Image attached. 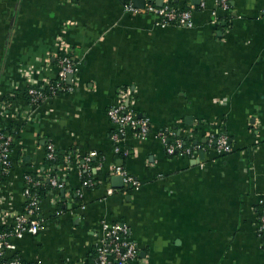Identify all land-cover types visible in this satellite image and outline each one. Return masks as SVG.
Returning <instances> with one entry per match:
<instances>
[{"label":"crops","instance_id":"obj_1","mask_svg":"<svg viewBox=\"0 0 264 264\" xmlns=\"http://www.w3.org/2000/svg\"><path fill=\"white\" fill-rule=\"evenodd\" d=\"M170 3L192 11V27L163 26L132 0H0V130L19 127L0 178V228L23 210L27 170L64 181V198L41 200L44 228L12 239L24 261L87 264L105 218L130 229L137 254L127 264H264V0H230L217 22L214 0H155ZM58 37L76 54L72 89L33 105L23 73L38 84L57 77ZM119 102L149 119L144 138L118 135L125 156L106 115ZM165 128L170 141L191 133L195 156H169ZM220 135L231 147L221 154ZM48 144L69 168L45 164ZM91 152L85 187L76 161Z\"/></svg>","mask_w":264,"mask_h":264},{"label":"built area","instance_id":"obj_2","mask_svg":"<svg viewBox=\"0 0 264 264\" xmlns=\"http://www.w3.org/2000/svg\"><path fill=\"white\" fill-rule=\"evenodd\" d=\"M145 9L154 12L158 16V23L161 25H177L184 27H192V11L190 9L179 10L169 4L161 6H153L151 2L155 0H144ZM217 10L212 11L214 22H217V12L227 11L229 9L230 0H214ZM131 5H129L130 7ZM264 18V10H263ZM58 45V63L59 71L55 78V81L47 80L44 84H38L36 80H33L25 71L23 75L28 77V88L26 90L28 100L33 105H38L47 101L53 100L58 96L57 90L62 92L72 89L71 83L77 70V58L71 47L63 40V38H57ZM71 74V80L68 79V75ZM70 80V83H69ZM47 92H44V89ZM49 90V91H48ZM124 93V92H122ZM106 115L108 119L117 126V132L113 134L112 140L114 141L113 150L115 153H119L123 156L128 154L127 150L121 149L116 143L119 141V136L127 130H131L136 137L144 138L149 132V119L147 117L138 116L132 109L125 106L122 102L110 106ZM169 133L171 130L168 128L159 131V137L165 144V151L171 156H186L194 157L197 147L195 145H189L185 141H191V133L186 134L185 137H177L170 141ZM14 141V136L11 134H4L0 132V175L5 173L12 165L10 159L11 146ZM214 147L217 153H225L230 151L231 147L228 139L225 135H220L214 140ZM55 148L52 144H48L46 148V157L48 159L54 158ZM97 155V152H91L81 159L76 161V165L80 169L81 178L82 173L87 172L88 177L82 180V184L85 187H89L93 184L94 180L89 175L91 170L90 160L91 157ZM71 162L69 157L65 158V165L63 168H69ZM113 171L119 174L124 182V186L127 188H134L138 186V181L128 174L122 166H112ZM44 177L40 174L32 176L25 174L23 195L25 196V204L23 210L13 215V223L8 229L0 230V264H37L33 262L24 261L21 257L14 254L16 249L13 243V238H21L24 234H36L39 230L44 228L45 221L40 218L42 214L41 200L38 199L36 191L33 190L34 186L42 184ZM50 186L53 188L52 195L55 201L60 200L58 192L64 189V181L60 176L53 175L48 178ZM108 193L112 192V189L107 190ZM74 197H78L81 200L82 192L80 189L74 191ZM76 203L78 201L75 200ZM258 210V228L262 234V247L264 248V199L259 202ZM80 208H85L83 203L79 204ZM62 212L58 210L56 213ZM95 250V264H127L134 260L137 254V245L130 237L129 227L119 221H109L105 218L100 221V230L96 235V241L94 243Z\"/></svg>","mask_w":264,"mask_h":264},{"label":"trees","instance_id":"obj_3","mask_svg":"<svg viewBox=\"0 0 264 264\" xmlns=\"http://www.w3.org/2000/svg\"><path fill=\"white\" fill-rule=\"evenodd\" d=\"M125 3L127 4H130V0H124ZM151 4L153 6H156L155 4V1L154 2H151ZM173 4H176V3H170L169 5L172 6ZM173 7V6H172ZM186 8L183 7L181 8V10H185ZM52 82L55 81V79L51 80ZM48 89V88H47ZM47 89L45 88L44 89V92L46 93L47 92ZM27 90V89H26ZM49 91V90H48ZM57 93L58 95L62 93V91L60 90H57ZM26 94V97L28 98V95H27V92L25 93ZM7 101L10 99V97L6 98ZM19 131V127L17 125H11L10 127L8 128H4L2 130H0V132L4 133V134H11L12 136H15L16 133ZM187 144L189 145H193V143L191 141H185ZM66 155H62L60 154L59 152L55 151L54 153V158L53 159H48L45 155V164L48 165V166H57V165H60V164H64L65 162V158H66ZM171 156V155H169ZM98 160L97 159H94V160H90V166L93 167V166H96ZM87 172H83L82 175H83V179H86L88 177V175L86 174ZM4 173H2L0 175V178L2 177ZM26 174H30L32 176H37V173H34L30 170H27ZM92 174V171L90 170L89 171V175L91 176ZM53 175H56V170H54L53 173H49V175L47 177H44L42 180V184L38 185V186H34L33 187V190L36 191L37 193V196H38V199L39 200H42L44 199L45 197H47L48 195H51L53 194L52 191H53V188L50 186L49 184V181H48V178L53 176ZM94 180V179H93ZM93 184L89 187H92ZM59 193V192H58ZM59 196L60 198H64L61 193H59ZM75 200L76 201H79V198L78 197H75ZM259 207L260 205L258 206V210H259ZM64 210V208H62ZM42 215V214H41ZM40 215V218L42 219V216ZM3 229H8V228H0V230H3ZM94 248V247H93ZM92 260L91 261H88L87 264H95V250H93V256H92Z\"/></svg>","mask_w":264,"mask_h":264},{"label":"water","instance_id":"obj_4","mask_svg":"<svg viewBox=\"0 0 264 264\" xmlns=\"http://www.w3.org/2000/svg\"><path fill=\"white\" fill-rule=\"evenodd\" d=\"M132 1H133L134 5L137 6V7H143L144 4H145V1H144V0H132ZM160 6H161V4H160ZM71 77H72V75L69 74V75H68V79H70ZM189 119H191V116H188V117L186 118V120H189ZM120 178H121V177H120ZM120 178H117V179L119 180ZM121 180H122V178H121ZM63 192H64V189L61 190V193H62V194H63Z\"/></svg>","mask_w":264,"mask_h":264}]
</instances>
